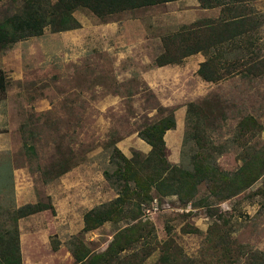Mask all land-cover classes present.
<instances>
[{
    "label": "rangeland",
    "instance_id": "1",
    "mask_svg": "<svg viewBox=\"0 0 264 264\" xmlns=\"http://www.w3.org/2000/svg\"><path fill=\"white\" fill-rule=\"evenodd\" d=\"M22 2L0 0V21L19 12ZM246 8L264 13V0L248 1ZM205 9L197 0H171L106 20L75 10L76 28L52 32L46 27L0 47L5 83L0 90V245L5 237L13 240L16 225L20 264H77L71 251L80 244L89 252L105 249L124 220L81 228L86 210L117 195L111 183L117 181L113 147L126 158L143 156L137 132L169 111L184 113L177 127L163 134L165 157L189 172L201 152L184 121L189 102L209 110L200 138L208 152L215 147L211 156L219 170L234 171L242 149L264 142V75L241 72L204 81L196 74L194 55L178 65L155 64L163 51L161 37L218 13L217 7ZM258 37L264 53V26ZM247 115L261 128L235 142V125ZM263 178L264 173L225 199L201 182L185 204L151 189V199L140 204V218L152 227L148 240L154 251L142 264H237L233 259L220 263L210 247L222 232L236 245L264 255ZM36 202L49 208L14 218L17 207ZM167 239L173 242L168 243L173 260L166 262L160 248Z\"/></svg>",
    "mask_w": 264,
    "mask_h": 264
},
{
    "label": "trees",
    "instance_id": "2",
    "mask_svg": "<svg viewBox=\"0 0 264 264\" xmlns=\"http://www.w3.org/2000/svg\"><path fill=\"white\" fill-rule=\"evenodd\" d=\"M167 1L171 0H23L19 12L0 21V47L39 35L46 27L52 32L76 28L78 22L73 16L75 10H86L106 20L112 14L124 10ZM248 1L252 0H197L201 8L219 7V15L216 18H198L161 37L163 51L155 59L156 66L177 64L182 58L200 52L204 60L198 64L196 74L204 81L214 82L241 72L252 76L264 75V53L257 43L258 30L264 26V13L247 9ZM4 84L3 77H0L1 91L5 88ZM206 111L203 105L193 102H189L185 109V124L187 126L190 123L194 132L190 138L196 139L201 149L194 156L192 172L178 164H170L165 157L163 134L174 127L172 111L137 132V136L150 147L140 160H130L113 147L118 160H114L116 167L112 173L117 181L111 183L117 195L112 200L86 210L82 216L81 230H92L105 221L116 223L124 220V225L113 232L101 252H89L79 243L80 247L71 251L75 263L142 264L144 258L154 251L148 240L153 237L152 227L140 218V204L151 199V189L158 196L176 195L185 204L193 200L197 185L207 182L212 195L217 199H225L250 187L264 173V142L252 150L242 149L240 165L234 171L218 169L211 156L215 147L211 146L208 152V148L203 147L204 140L200 138L207 125L205 115L209 114V110ZM260 128L251 116H244L235 125L233 139L237 142L238 138L241 140L249 133L253 135ZM239 145L244 148L245 144ZM46 208L49 206L39 202L26 203L17 207L13 214L16 219ZM227 236L222 232L215 243L211 242L210 247L217 253L220 263L233 259L237 260V264H264L262 253L244 249ZM12 237L13 240L5 237L1 241L0 264H20L16 225L13 226ZM137 243L139 246L136 247ZM163 243L166 245L160 248V258L166 262L169 258L173 260L168 253V243L173 242L167 239ZM129 250V254H124ZM140 252L143 255L139 256Z\"/></svg>",
    "mask_w": 264,
    "mask_h": 264
},
{
    "label": "crops",
    "instance_id": "3",
    "mask_svg": "<svg viewBox=\"0 0 264 264\" xmlns=\"http://www.w3.org/2000/svg\"><path fill=\"white\" fill-rule=\"evenodd\" d=\"M217 8H218V10H216V7L208 8V10L205 9L204 11H209V10H216V11H218V13H216L214 15H212V14L211 15H208V17H205V18H216L219 15V12H220V8L219 7H217ZM201 18H204V17H201ZM191 55L196 56V57H194L192 59V61L195 60V61L198 62L196 65H198L200 62H202L204 60V56L200 52H197V53H194V54H191ZM188 56H190V55H188ZM188 56H186V57H188ZM167 65H169V64H167ZM162 66H164V65L157 66V67H162ZM197 67L195 68V71H196ZM182 112L184 113V110L183 111H178L177 116H175L174 113H173V117H174V127H177V125H178L177 118H180L181 114H183ZM184 121H185V117H184ZM142 143H143V145H142V150H143L142 153H145L146 154L148 152V150L150 149V147L144 141ZM145 154L143 156H141V157H138V153H133V154H131L130 157H127V158L130 159V160H140L141 158H143L145 156ZM171 164H174V163H171Z\"/></svg>",
    "mask_w": 264,
    "mask_h": 264
}]
</instances>
